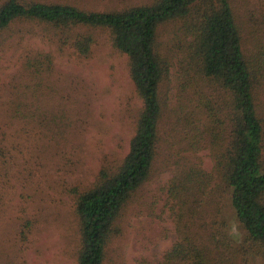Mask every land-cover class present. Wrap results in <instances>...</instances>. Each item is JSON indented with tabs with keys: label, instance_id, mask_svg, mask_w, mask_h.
I'll return each mask as SVG.
<instances>
[{
	"label": "rangeland",
	"instance_id": "374dc122",
	"mask_svg": "<svg viewBox=\"0 0 264 264\" xmlns=\"http://www.w3.org/2000/svg\"><path fill=\"white\" fill-rule=\"evenodd\" d=\"M33 1L102 11L149 0ZM230 3L245 43L253 49L256 39L264 40V0ZM89 31L93 44L87 56L77 54L68 43L61 45L44 24L16 21L0 32V264H77V195L93 184L102 166L119 164L129 150L141 100L130 78L128 57L113 47L107 29ZM180 39L175 24L158 28L161 52L173 58L168 82L160 89L169 107H177L193 93L191 88L182 89ZM38 53L50 54L52 65L34 78L26 63ZM257 101L264 120L261 92ZM167 112L151 176L123 209L103 264H165L166 253L184 233L199 238L209 230L229 244L231 264H263L235 216L228 193H208L219 200L217 210L189 201L190 208L183 207L180 216L172 205L175 200L167 191L176 168L170 155L177 147L172 129L184 133L187 125L182 116L172 122ZM183 154L198 169L211 172L208 146L201 144L195 156L190 150ZM215 256L223 259L222 253Z\"/></svg>",
	"mask_w": 264,
	"mask_h": 264
},
{
	"label": "trees",
	"instance_id": "16d2710c",
	"mask_svg": "<svg viewBox=\"0 0 264 264\" xmlns=\"http://www.w3.org/2000/svg\"><path fill=\"white\" fill-rule=\"evenodd\" d=\"M16 21L48 26L61 45L68 43L81 56L91 51L89 30L107 29L113 47L128 57L130 78L141 100L127 154L119 164L102 166L93 184L77 195V264L104 263L123 209L151 176L162 147L166 110L172 122L182 116L187 125L184 133L172 129L177 146L170 154L176 168L167 187L175 200L172 205L180 216L183 207L190 208L189 201L217 210L219 200L208 193H228L246 238L264 264V120L257 101L260 92L264 95V40L256 39L253 49L247 47L230 0H149L102 11L66 3L0 1V32ZM167 23L178 26L181 34L177 48L182 89L193 90L192 97L181 99L177 107L167 106L160 97L173 61L161 52L158 40V28ZM51 65L48 53H38L26 63L34 78L50 71ZM201 144L212 154L209 173L183 154H193ZM184 234L166 253L165 264H231L229 244L217 239L214 231L199 238ZM219 253L223 259L217 260Z\"/></svg>",
	"mask_w": 264,
	"mask_h": 264
}]
</instances>
